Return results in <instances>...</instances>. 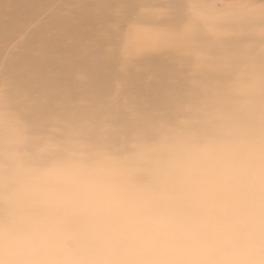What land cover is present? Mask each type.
Segmentation results:
<instances>
[{"label": "clouds", "instance_id": "obj_1", "mask_svg": "<svg viewBox=\"0 0 264 264\" xmlns=\"http://www.w3.org/2000/svg\"><path fill=\"white\" fill-rule=\"evenodd\" d=\"M82 2L36 0L0 58V264H264V0H157L134 53L108 0L55 79L22 78L28 33Z\"/></svg>", "mask_w": 264, "mask_h": 264}, {"label": "rangeland", "instance_id": "obj_2", "mask_svg": "<svg viewBox=\"0 0 264 264\" xmlns=\"http://www.w3.org/2000/svg\"><path fill=\"white\" fill-rule=\"evenodd\" d=\"M89 1V10L84 13L85 17L79 15L81 8L78 6L74 19L62 22L64 33L50 34L49 30L39 26L28 33L26 39L29 40L32 51L36 55L33 56L31 52L29 53L26 58L28 67L20 72L22 78L40 86L47 85L57 77L61 67L58 59L50 58L45 54V51L49 49L48 41L64 37L57 41L58 47L69 51V56L74 58L81 53L82 49L90 45V42L94 40L92 37H96L112 21L105 16L96 19L97 16L94 15L99 4L112 5L108 0ZM160 6L157 0L128 1L125 9L128 14L127 18L120 16L122 42L128 52L138 51L149 38V32L153 28L154 10ZM36 7V0H0V58L7 55L10 43L18 39L25 29L35 23L33 17ZM76 20L81 27L87 30L91 41H82L78 36H73L72 33L77 28L72 23ZM45 61L48 63L43 69H40V63H45ZM6 66L10 69H18V65H12L11 62H6Z\"/></svg>", "mask_w": 264, "mask_h": 264}, {"label": "bare ground", "instance_id": "obj_3", "mask_svg": "<svg viewBox=\"0 0 264 264\" xmlns=\"http://www.w3.org/2000/svg\"><path fill=\"white\" fill-rule=\"evenodd\" d=\"M128 1L122 5V12H121V17L127 18V11L125 10L128 4ZM90 4L89 0H84L82 3H80L78 6L81 8L79 12V15L82 17L84 16V13L89 10L88 5ZM114 7V5H98V8L94 12V15L97 16L96 19H100L101 17H107L110 20H113V16L111 14V9ZM77 30L73 31V36H78L82 41H91V36L87 34V30L83 27L80 26V23L76 20L75 22L72 23ZM95 38V37H92ZM59 39H64V37H59ZM56 38L55 40L48 41L49 42V49L45 51V54L49 56L50 58H61V57H70L69 56V51L62 50L58 47L57 41L59 40ZM139 45V44H137ZM126 46V45H125ZM138 48V47H137ZM136 48V49H137ZM48 63V61H45V63H40V69H43L45 64Z\"/></svg>", "mask_w": 264, "mask_h": 264}]
</instances>
